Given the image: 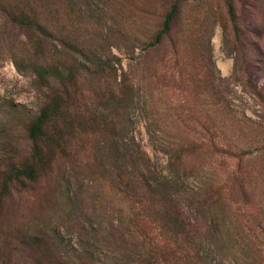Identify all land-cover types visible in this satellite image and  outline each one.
<instances>
[{
	"label": "rangeland",
	"instance_id": "rangeland-1",
	"mask_svg": "<svg viewBox=\"0 0 264 264\" xmlns=\"http://www.w3.org/2000/svg\"><path fill=\"white\" fill-rule=\"evenodd\" d=\"M79 1L87 9L85 22L51 37L47 46L59 54L63 50L59 39L68 41L65 56L81 70L78 95L84 100L82 113L87 118L93 115L89 109L108 114L111 123L105 131L91 122L97 127L94 133H82L76 123L70 156L58 160L54 174L33 190L0 202V264L8 252L5 244L11 228L55 230L71 248L78 247L82 232L98 264L109 263L120 251L128 257L127 231L117 223L121 203L114 187L105 182L102 164L109 167L116 156L112 127L125 124L153 167L165 170L164 143L148 131L152 114L159 120L155 126L161 129L203 131L214 127L221 132L222 144L232 142L245 149L247 202L241 197L234 206L239 210L229 207L232 195H241L238 186L231 187L238 159L214 150L193 157L196 172L223 186L219 194L222 219H231L229 225L236 227L230 225L225 237L205 250L214 264H264V0H232L236 22L228 14L225 0H180L182 9L173 33L155 50L147 44L175 0ZM182 29L192 38L176 54L174 47L181 41ZM29 52L27 37L0 16L2 159L28 155L27 127L46 102L47 88L24 63ZM99 58L117 68V80L115 70L93 74L94 61ZM18 59L24 72L15 64ZM124 74L129 87L134 83L136 102L120 112L102 110V96L115 90ZM57 196L62 197L60 202ZM198 214L212 221L210 212ZM236 230L244 240L240 250L231 247ZM249 253L252 260L247 258ZM17 263L12 259V264Z\"/></svg>",
	"mask_w": 264,
	"mask_h": 264
},
{
	"label": "trees",
	"instance_id": "trees-1",
	"mask_svg": "<svg viewBox=\"0 0 264 264\" xmlns=\"http://www.w3.org/2000/svg\"><path fill=\"white\" fill-rule=\"evenodd\" d=\"M225 4L231 19L236 22L232 0H225ZM181 9L182 2L175 0L162 27L147 44L150 50L157 49L172 35ZM86 12L79 0H0V16L27 37L30 56L24 58V63L36 74L40 85L48 90L46 102L27 127L31 141L28 155H17L8 160L0 157V202L15 193L33 190L54 174L58 160L70 156L76 123L81 126L82 133H94L97 129L91 123L94 121L100 125V130L106 131L110 126L108 114H97L98 111L89 109L93 115L87 118L81 111L84 102L78 95L81 70L65 56L68 41L59 39L63 47L59 54L52 53L47 46L51 37L58 33L61 36L71 26L83 24ZM184 31L181 30V41L174 47L176 54L180 46L192 38ZM15 64L19 71H25L19 59ZM94 65L93 74L98 76L107 69L115 70L117 80V68L108 60L99 58ZM116 84L115 90L102 96V110L120 112L136 102L134 83L131 82L129 87L125 74ZM188 119L195 117L188 116ZM158 121L152 114L148 131L151 137L164 143L163 152L168 157L163 171L153 167L150 156L136 143L125 124L112 127L116 156L109 167L102 164V173L109 187H114L121 203L117 223L127 231L129 254L125 257L127 253L120 251L106 264H214L205 249L214 247L215 240L225 237L226 230L230 225L232 227L229 225L232 220L222 219L224 208L219 194L223 186L196 172L193 157L195 153L214 150L238 159L232 170L231 187L238 186L241 195L236 198L232 195L229 207L239 210L234 206L240 198L247 202L245 149L232 142L222 144L221 132L214 127L203 131L194 128L171 131L156 127ZM55 199L60 202L62 197ZM200 211L210 212L212 221L205 220L198 214ZM232 228L236 229L235 226ZM260 231L263 232L262 227ZM233 233L237 237L230 239L231 247L240 250L242 233L238 230ZM5 247L8 252L1 264H12V259H16L17 264H98L82 232L78 247L71 248L55 230L49 233L43 228L34 231L11 228ZM249 257L252 260V253Z\"/></svg>",
	"mask_w": 264,
	"mask_h": 264
}]
</instances>
